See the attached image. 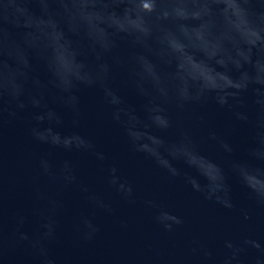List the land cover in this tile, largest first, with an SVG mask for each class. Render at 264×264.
<instances>
[{
	"label": "water",
	"instance_id": "water-1",
	"mask_svg": "<svg viewBox=\"0 0 264 264\" xmlns=\"http://www.w3.org/2000/svg\"><path fill=\"white\" fill-rule=\"evenodd\" d=\"M5 94L0 264H264V0H0Z\"/></svg>",
	"mask_w": 264,
	"mask_h": 264
},
{
	"label": "clouds",
	"instance_id": "clouds-1",
	"mask_svg": "<svg viewBox=\"0 0 264 264\" xmlns=\"http://www.w3.org/2000/svg\"><path fill=\"white\" fill-rule=\"evenodd\" d=\"M5 97L7 98V103L8 104H13L14 103L16 108H18V109H23L24 108L23 104H21L19 102L18 97L13 96L11 94L0 95V114L4 113L6 111V108L4 107V104H5V99L4 98ZM9 114L10 115H15L16 113L13 112V111H9ZM245 218H247V217H245ZM157 219L159 220L160 218L158 217ZM171 219L176 224H181L183 222L179 217H171ZM164 228L167 231H171L172 230V225L171 224H164ZM21 239H27V237L21 235ZM48 264H51V262L49 261Z\"/></svg>",
	"mask_w": 264,
	"mask_h": 264
}]
</instances>
